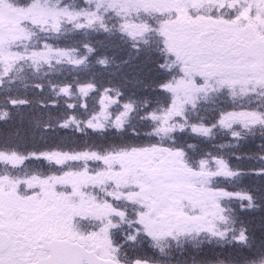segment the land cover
I'll return each instance as SVG.
<instances>
[{
    "label": "snow or ice",
    "instance_id": "1",
    "mask_svg": "<svg viewBox=\"0 0 264 264\" xmlns=\"http://www.w3.org/2000/svg\"><path fill=\"white\" fill-rule=\"evenodd\" d=\"M0 6H7L6 0H0ZM38 7V0H32L29 8ZM224 8L229 11L221 12ZM109 10L120 18L122 34L133 40L140 38L133 45L137 52L140 43L148 45L147 37L154 33L161 44L157 51L164 57L157 67L173 73L156 85L169 96L167 109L160 114L148 113L149 119L159 121L153 129L156 136L172 133L176 125L170 121L178 116L186 118L188 106L194 109L202 98L207 102L212 93L227 92L234 96L236 87L241 86L242 91L264 96V0H110L105 12ZM48 15L55 31H59L62 16H67L69 21L86 16L88 27L101 19L95 12H73L67 8L49 9ZM32 22L48 21L34 19ZM84 26L76 24L78 29ZM12 46L0 31V60ZM32 57L37 62L40 59L49 62L48 53L44 51H33ZM68 87L61 91L67 93ZM123 107L126 110L123 116L133 110L130 103ZM236 124L245 129L264 126V113L258 108L234 104L220 110L213 125H193L192 131L208 135L217 125L231 130ZM89 127L95 129L97 125L89 123ZM117 127H122V122ZM180 127L183 130V126ZM231 134L239 138V132ZM57 155L61 153L55 150L30 154L49 160H55ZM68 155L72 159L83 155L102 161L108 167L95 172L88 169L66 172L42 180L33 177L41 187L29 191L34 185L32 181H25L26 194L20 192L19 182L0 177V264H121L120 246L113 240V229L124 222L136 225V235L129 236L130 241L139 234L156 240L192 231L189 223L202 217H189L177 193L182 188H193L190 183L193 177L219 174L204 172L203 161L201 170H195L188 164L184 149L163 143L132 146L105 155L95 151ZM3 156L0 153V158ZM23 159L25 157H20L17 164ZM113 160L120 162L119 170H113ZM217 163L225 175L235 174L224 161ZM252 171L264 175V169ZM109 183L114 185L115 191H106ZM57 184L68 185L70 190L58 191ZM89 187H100L101 191H106V197L97 198L85 191ZM198 191L206 194L214 208H219L218 198L232 195L222 189L202 187ZM245 198L251 200L250 196ZM121 200L136 206L134 220H127V210L114 203ZM207 230L211 232V228ZM236 239L246 242L247 233L242 232ZM134 264L146 262L136 259Z\"/></svg>",
    "mask_w": 264,
    "mask_h": 264
},
{
    "label": "trees",
    "instance_id": "2",
    "mask_svg": "<svg viewBox=\"0 0 264 264\" xmlns=\"http://www.w3.org/2000/svg\"><path fill=\"white\" fill-rule=\"evenodd\" d=\"M13 1L16 2V0ZM65 1H68L66 4L74 5L75 12L83 6L82 0ZM83 21L82 18L78 22L61 24V29L70 31L62 40L63 50L70 52L71 44H77L73 47L74 54L77 55L74 57V61H79V57L82 58V61L76 64L74 72L67 73L63 77L52 76L51 80L43 81L41 84L34 77L28 78L29 76L20 82L0 78V80H4V82H0V152L15 153L25 157L16 167L22 177H31L36 174L45 178L51 173L60 176L68 171L73 172V169L68 167L70 160L60 163L61 170H57L56 163H52L55 161L31 157L32 153L39 154L55 150L65 155L85 151H101L104 154L108 153L107 150L112 145L118 143H121V147L127 148L158 143L154 136H150L153 125L152 127L138 126L140 119L138 112L153 111L157 113L164 107V101L169 98L156 88V85L168 79V74L157 67V64L164 60V57L157 51L161 47L159 39H156L157 43L150 42L145 46L140 45V51L137 52L133 47L136 42L125 43V40L119 37H116L115 40L105 38V31L108 30L114 32V37L119 35L117 21L109 23L101 21L103 24L94 22L91 27L85 25L78 29L76 24H81ZM30 31L33 37L26 44L28 47L23 50L27 55L43 49V46H33L38 43L42 33L36 29ZM154 36L157 37L154 33L150 34V39ZM48 41L46 40L47 44ZM150 50L153 55L150 54ZM78 71H82V74H79ZM9 83L11 88L5 89ZM63 87H68L67 93L61 91ZM87 90L90 92L85 96L86 100L83 101L79 97L78 91L86 92ZM114 90L118 91L117 98H115L117 106H123L124 103L131 101L136 109L128 117L122 118V121H119L121 117L115 120L113 113L108 109L105 120L97 125L94 118L99 110L96 107L92 110L83 109L82 104L93 102L97 93L113 92ZM10 94L13 96L8 98ZM223 97L224 95L221 93L215 94L210 102H204L197 106L199 113H206L210 109L208 118H211L212 121L206 126L213 125L218 112L227 109L223 105V101L226 102ZM12 101H16V104L13 105ZM21 101L26 103H21ZM239 102L242 103V99ZM248 104L245 106L263 108L264 96H260L259 99L256 98ZM112 106L113 104H110V107ZM260 112L264 113V109H260ZM91 120L97 125L95 130L87 125ZM120 122H122V127H119L121 131L120 135H117V132L113 131L115 130L113 125L117 127ZM99 125H103V127L101 128ZM190 129V126H185L183 130L179 128L178 131L185 135L190 132ZM232 131L239 132V138H233ZM247 132L250 133V136L245 135L246 129L241 127L228 130L217 125L211 129L208 135L202 137L198 134L190 139L181 136L185 141L182 149L187 154L186 160L195 166L194 169L200 164L198 161H193L196 155L192 156V152L196 148H207L209 145L212 150H217L216 158L224 159L223 161L228 167L234 168L235 163L240 161L239 157L252 156L255 153L264 157L263 126H251ZM253 132H258V134L253 136L251 134ZM261 134H263L262 137ZM218 136L222 138L213 141V138ZM177 147L179 148L178 144ZM202 153L198 157L203 159L204 156H210L209 150ZM235 153L239 155L238 158H236L237 156L230 157ZM253 167L256 166L251 163L248 167L241 166V170L232 171L235 174L229 177L230 184H232L226 187L228 193L233 195L236 192L241 203L244 205L251 203L253 208L249 212H242L239 211L241 208L236 207L235 204H226L228 207H225L224 199L223 221L217 222L216 231L223 235L202 232L199 235L182 236L178 232L177 235L174 234L156 242L148 236L139 234L134 241H130L129 236L136 235V225L129 226L127 222L120 223V226L113 229L112 232L114 242L120 246L118 254L120 261L128 264H134L136 259L145 261L146 264H264V180L259 188L257 183L252 180V174L245 175L247 170H252ZM54 168L55 170L51 171ZM9 175L12 176L10 173ZM242 179L244 180L240 188ZM211 180L213 188H220L215 184L218 181L217 178L214 177ZM110 189L111 191L116 190L111 183L107 186V191ZM232 195L230 197L234 203L235 199ZM247 196H250L251 200L245 198ZM120 203L123 202L119 201L118 207L127 208V204L121 205ZM126 210L127 220H134L136 207L134 206L132 213L128 209ZM231 220L234 222L232 223ZM234 223H237L240 229L238 232L231 233ZM239 232L247 233L246 242H237L236 238Z\"/></svg>",
    "mask_w": 264,
    "mask_h": 264
},
{
    "label": "rangeland",
    "instance_id": "3",
    "mask_svg": "<svg viewBox=\"0 0 264 264\" xmlns=\"http://www.w3.org/2000/svg\"><path fill=\"white\" fill-rule=\"evenodd\" d=\"M64 1V2H62ZM110 0H82L83 6L82 8H78V10L76 11H81V12H95L97 16H100L101 19L97 20L95 22H98L99 24H103V22L101 21H105L107 23H109L110 21H117L116 25H118V32L119 35L124 36V37H120L118 34L114 37L113 34L114 32L112 30H108L105 31V38L106 39H116V37L119 38H123V40H125L124 42H136L138 40H140V38L138 37L137 40H133L132 38H130L128 35L126 34H122L121 30H120V24H121V20L120 18L116 17L115 14L109 10L107 12H105V9L108 8V4H109ZM32 3V0H16V2L14 3L13 0H6V5L7 6H0V31H2V34L4 35V37L13 44V46L11 47L10 51L6 50L5 51V55L4 58L2 60H0V78H3L7 81H16V82H20L23 81L25 77H28L30 79H32L33 77L41 84L43 81H47V80H51L52 76H62L67 74V73H71L74 72V70L76 69V64L74 63V57H77V55L74 54V49L73 47L77 46V44H71V48L72 50L69 51H64V45L63 43V39L68 35V33H70L69 29H61V26L59 28V31H55L52 28V18L50 15H48V10L49 9H69L73 12H75V7L74 5H70V4H66L68 3V1L65 0H38L39 3V7L38 8H34V9H30L29 5ZM66 4V5H64ZM64 5V6H62ZM97 5H99V8H97ZM201 12H206L207 9H200ZM221 12H228L229 10L224 8V9H220ZM84 19L83 23L84 25H87V17L86 16H79L77 17V19L69 21L67 16H62L60 17V25L61 24H71L72 22H78V20L80 19ZM34 19H38L40 21L43 20H47V23H37V24H33V20ZM131 19H134V17H131ZM31 29H36L38 30V32L42 33L39 37V41L38 43H36L35 46H43V49H41L40 51H44L48 53V57H49V62L45 63L44 60L40 59L38 62L36 61V58L32 57V53H30V55H27L23 50L25 48L28 47V45H26L28 43V41L33 37L32 32L30 31ZM158 37L155 38L151 37L150 39V35L147 37V39H149V43L150 42H154L157 43L158 41L156 40ZM159 39V38H158ZM46 40L48 41V44L46 43ZM62 41V42H61ZM25 45V46H24ZM140 45H144L142 42L140 43ZM145 46V45H144ZM61 47V48H60ZM18 48V50L16 51V49ZM51 48L53 49V51H48V49ZM59 50V51H56ZM37 51V52H40ZM149 52H151L150 54L153 55V52L150 50ZM61 53H66V55L61 54ZM79 61H82V58H78ZM22 61V62H21ZM21 62V63H20ZM162 70V69H161ZM164 73H167V77L169 78L170 75H172L173 73H168L164 70H162ZM79 74H82V71H78ZM34 80V79H33ZM0 82H4V80H0ZM11 88L10 83L8 84V87L5 89H9ZM90 91L87 90L85 91H78L79 97H81L84 100H86L85 96L89 93ZM118 94V91L114 90L113 92H102V93H97V95L93 98L94 101L89 103V104H85L83 103L82 108L83 109H87V110H92L93 108L96 107L97 110H99L98 114L95 116L94 120L95 122L98 124L102 123L105 119V116L108 113V109L113 113V117H115V120L119 117H121L119 119V121H122V118L128 117L129 114L136 109V107L134 106V103L129 101L127 103H130L133 105V110L128 113L127 116H123L121 115L123 112H125V108L122 105L117 106L116 102H115V98L116 95ZM165 95H167L166 93H164ZM216 93H212L208 96L207 98V102H210L211 98L215 95ZM220 94V93H219ZM222 95H224L223 99H226V102L223 101V105L224 107H226L227 109L230 107H233V105L235 104L236 106L241 105L242 103L239 102V100L245 96L247 97V95L249 94H253L251 91L248 90H241V86H237L235 89V95L234 96H230L227 92H221ZM218 95V94H216ZM13 95L10 94V96H8V98L12 97ZM168 96V95H167ZM255 98H260L261 95H256L254 94ZM105 97H110L112 98L110 99H105ZM169 97V96H168ZM244 99V97H243ZM103 101V102H102ZM169 102V98L167 99V101H164V107H162V109L157 112V114H160L162 110H166L168 104L165 106L166 103ZM204 99L202 98L200 100V102L198 103L197 106H199L201 103H204ZM206 103V102H205ZM261 103V102H260ZM110 104H113L112 107H110ZM126 104V103H124ZM105 105L107 107H105ZM161 105V103H160ZM244 105V104H243ZM195 107L194 109L191 108V106L187 107V111L185 112V117L186 118H182V117H175L173 120L170 121V124L176 125L175 130L172 133H169L168 135L162 136V137H158L155 134H153V129L156 128L159 124V121H152L151 119L148 118V113L150 112H138L139 114V120L138 126H142V125H147L148 127H152V125L154 126L152 128V130H150V136H154L157 140L158 143H163L166 146H170L173 148H178L177 144L179 146V148H182L183 144L185 143V141L183 140V138L181 136H186L187 139L190 138H194L193 136H196V134H198L200 137L204 136L201 133H195L192 131V127L193 125L196 126H200V125H207V123L211 122L212 119L208 118L209 114H210V109L208 111H206V113H199L198 107ZM252 108H258V110L260 111V109H264L261 108L260 106H250ZM153 112V111H152ZM199 119H201V121H199ZM93 125H95L94 121H89V123H91ZM89 123L87 124L89 126ZM180 126H190V132L185 133V135H182L181 132H179V128H181ZM238 128L241 127V125L236 124L233 128ZM251 127V126H250ZM249 127V128H250ZM242 128V127H241ZM246 128V133L245 135L250 136V133L247 132ZM264 128V126H263ZM113 130L115 133L117 132V135H120V131L118 127H115V125H113ZM187 129V128H186ZM245 129V128H242ZM95 130V129H93ZM253 136H256L258 134V132H253L251 133ZM263 134H261L262 137ZM179 136V137H178ZM221 136H218L217 138H213V141H218V139H221ZM124 149L127 148L125 146L121 147V143L119 144H114L110 147L109 150H107L108 153L110 152H116L118 151V149ZM205 150H209L210 151V156H204L203 159L198 157L199 155L203 154L202 152ZM93 152V151H88ZM98 152V151H95ZM216 152L217 150H212L210 145L207 148H196V150H194L192 152V156L196 155V157L193 159V161L195 160L196 162L198 161L200 165H198V167L195 169L197 171L201 170V162L203 161V171L206 173H210V174H214V173H219L218 175H207V176H200V177H193L190 181V183H192L194 185L193 188H182L178 191L177 195L181 200V204L183 206V210L184 212H186L188 214L189 217H202V219H198L195 221H191L189 223V227H192L193 230L192 231H184V232H179L180 235L182 236H192L193 234L195 235H199L200 233L204 232V233H216L217 231V222L219 221H223L222 218V214H223V200L225 199V207H228L226 204H235L236 207L241 208V210L239 209V211L242 212H249L253 206H251V203L244 205L243 203H241V201L239 200L240 198L237 197V193H233L232 197H234L235 202L232 203V199L229 196L226 197H220L217 200V203L219 204V208H214L212 206L211 201H209L206 198V194H203L201 192H199L198 190L203 188H211V189H222L226 192H228L226 189L227 186H230V180H229V176L225 175L224 172L221 170V165L217 163L218 160H224L222 158H216ZM3 153L4 156L2 158H0V177H8L10 178L13 182H19V189L20 192L22 194H26L25 190L27 189L28 185L25 183V181H32L34 187L33 189H30L29 191H33V190H38L41 187V184L37 181H33L32 178L33 177H37L42 179L45 178H50L55 176L56 174L51 173L49 175H47L45 178H41L38 175L35 174V176H31V177H22L21 172L16 168L17 166H19L21 163L17 164V161L19 160V158L21 156H18L15 154V156H13L12 154H8L6 152H0ZM84 152H80L77 154H71L72 156H77L78 154H81ZM98 153L102 154L101 151H99ZM107 153H104L102 155H105ZM232 156H237L236 158L239 157V155L237 153L235 154H231L230 157ZM240 161L235 163V166H233L234 168H231V166H229V170L230 171H237L238 169L241 170V166H246L248 167L251 164L255 165L256 167H253L252 170H257V169H264V157L260 156L259 153H255L252 156H244L239 157L238 158ZM55 160H59L61 161V164L64 163V161L70 160L68 162V167L73 169V172L71 173H78L81 172L84 169H88L90 172H95L97 170H101V169H106L108 167V165H105L102 161H98V160H94V159H90L88 157H85L83 155H79L78 158L76 159H72L70 158L69 155H65V154H61V155H57L55 157ZM55 160H50L55 161ZM188 162V161H187ZM52 163H56V162H52ZM188 164L191 167H195L194 165L190 164L188 162ZM56 165L58 166L56 169L57 170H61V168L59 167V165L56 163ZM111 166L113 168V170H119L120 169V162L113 160L111 161ZM82 167V168H81ZM81 168V169H79ZM3 170V172H2ZM54 169H52L51 171H54ZM252 170H247V172L245 173V175L247 174H252L253 178L252 180L254 182L257 183V187L261 188V184L263 183V175H256L254 174V172ZM9 173L12 175L10 176ZM1 174H7V175H1ZM217 178L218 181H216V187H220V188H213L212 187V178ZM71 178V177H69ZM220 180V181H219ZM232 180V179H231ZM243 180L240 182V188L242 187L243 184ZM110 184V183H109ZM108 184V185H109ZM235 184V183H234ZM107 185V186H108ZM107 186H106V191H107ZM56 188L58 191H69L70 188L68 185H64V184H57ZM123 191H127L128 189H122ZM85 191L90 192L92 195H95L97 198H105L106 197V191H101L100 187H89L88 189H85ZM111 191V189H110ZM230 197V198H228ZM120 202H123L121 205H123L125 202L123 200H121ZM118 203V202H116ZM126 204V203H125ZM134 206L133 204H127V208L131 213L134 211ZM247 206V207H246ZM136 207V206H135ZM207 213V215H204V213ZM134 214L136 215V210L134 212ZM116 219V218H114ZM232 223L234 222V220H231ZM211 228V232L208 231L207 229ZM239 226L237 223H234L233 228L231 229V233H233L234 231H239ZM118 230V229H117ZM177 235V233H174ZM173 234V235H174ZM172 235V236H173ZM241 235V233L239 232V234L237 235V237H239ZM170 236H164L160 239H156L155 241H160V240H164L166 238H168ZM214 237V236H213ZM154 240V239H153ZM226 251V250H224Z\"/></svg>",
    "mask_w": 264,
    "mask_h": 264
},
{
    "label": "flooded vegetation",
    "instance_id": "4",
    "mask_svg": "<svg viewBox=\"0 0 264 264\" xmlns=\"http://www.w3.org/2000/svg\"><path fill=\"white\" fill-rule=\"evenodd\" d=\"M215 11V10H214Z\"/></svg>",
    "mask_w": 264,
    "mask_h": 264
}]
</instances>
